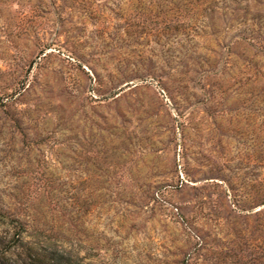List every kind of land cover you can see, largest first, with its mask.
<instances>
[{
  "label": "rangeland",
  "instance_id": "1",
  "mask_svg": "<svg viewBox=\"0 0 264 264\" xmlns=\"http://www.w3.org/2000/svg\"><path fill=\"white\" fill-rule=\"evenodd\" d=\"M225 2L211 39L264 28V0ZM144 3L0 0V201L90 264H264V207L238 210L264 178L242 62L219 48L206 77L186 42L177 69L132 20Z\"/></svg>",
  "mask_w": 264,
  "mask_h": 264
},
{
  "label": "trees",
  "instance_id": "2",
  "mask_svg": "<svg viewBox=\"0 0 264 264\" xmlns=\"http://www.w3.org/2000/svg\"><path fill=\"white\" fill-rule=\"evenodd\" d=\"M143 1L145 2L144 8L140 7V11L142 9L140 14L131 15L132 20H141L140 26L143 27L145 38H152L154 43L162 42L164 45L167 39H172L177 54L174 57L177 69L187 64L183 57L189 54V50L187 55L182 51L186 49V42H189L193 49V54L189 55L190 59L199 65L206 77L217 74L215 64L217 65L219 61L215 57L220 55L217 53L219 48L228 52L234 50L228 56L235 55L238 61L242 62L243 75H245L242 81L245 85L253 86V92L256 93L258 105L256 118L260 122L257 128L264 134V28H257L256 24H253L239 31L230 43H226L225 40L221 41L220 37L211 39L214 36L217 37L220 31L215 30L209 33V23L216 17L226 15L230 11L236 13L239 10V8L228 7L225 0H223L224 3L221 2L222 0H159L160 2L139 0V2ZM234 3H237V0H231V4ZM245 13L247 15L243 17L244 20L249 17L248 11ZM47 50H49L48 46L42 48L40 54H45ZM147 72L149 73L147 76L153 81L166 86L162 76L156 77L148 70ZM176 81L178 88L181 86L187 88L186 78ZM22 89L21 87L15 89L11 95L3 97V99H9L5 103L3 101L2 106L10 105L12 98ZM263 141L264 136L258 141L255 158L256 165L262 172H264ZM251 204L249 207L241 205L238 210L244 212L264 207V178L257 179ZM21 208V204H6L3 200L0 201V228L2 229L0 264H90L79 256V252L69 250L62 242L45 236L48 231H54L55 227L47 229L45 223H40L38 214L43 215V210H36L32 207L33 212L30 213L31 210L25 211L24 209L23 211ZM257 214L264 215V209H260Z\"/></svg>",
  "mask_w": 264,
  "mask_h": 264
}]
</instances>
